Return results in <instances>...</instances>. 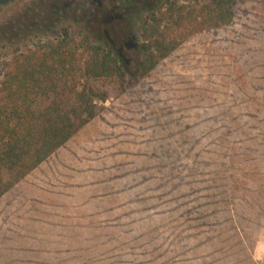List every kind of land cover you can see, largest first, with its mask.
Returning <instances> with one entry per match:
<instances>
[{"label":"rangeland","instance_id":"rangeland-1","mask_svg":"<svg viewBox=\"0 0 264 264\" xmlns=\"http://www.w3.org/2000/svg\"><path fill=\"white\" fill-rule=\"evenodd\" d=\"M38 1L0 7V54L47 8L54 24L27 36L107 41L124 78L93 81L106 92L96 115L0 197V264H264V0H235L227 25L143 78L138 23L114 0ZM131 1L133 20L158 2Z\"/></svg>","mask_w":264,"mask_h":264},{"label":"trees","instance_id":"trees-1","mask_svg":"<svg viewBox=\"0 0 264 264\" xmlns=\"http://www.w3.org/2000/svg\"><path fill=\"white\" fill-rule=\"evenodd\" d=\"M234 1L206 0L195 8L158 0L145 17L133 20L131 8L138 14L137 5L114 0L118 17L138 23L137 77L146 76L188 36L227 25ZM89 2L82 10L102 20L101 7ZM45 9L46 14L37 13L41 21L26 16L10 22L9 27L16 23V41L8 54H0V197L96 115L106 92L94 89L93 81L121 84L124 78L121 57L107 41L76 40L64 27L50 38L27 36L32 23L37 30L54 24L52 10Z\"/></svg>","mask_w":264,"mask_h":264},{"label":"water","instance_id":"water-1","mask_svg":"<svg viewBox=\"0 0 264 264\" xmlns=\"http://www.w3.org/2000/svg\"><path fill=\"white\" fill-rule=\"evenodd\" d=\"M12 1H14V0H0V7L4 6V5H6V4H8V3L12 2Z\"/></svg>","mask_w":264,"mask_h":264}]
</instances>
